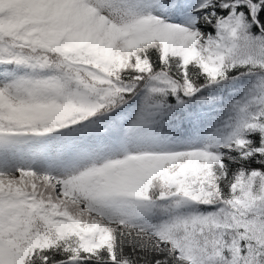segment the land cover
I'll return each instance as SVG.
<instances>
[{
	"label": "snow or ice",
	"instance_id": "snow-or-ice-1",
	"mask_svg": "<svg viewBox=\"0 0 264 264\" xmlns=\"http://www.w3.org/2000/svg\"><path fill=\"white\" fill-rule=\"evenodd\" d=\"M0 264H264V0H0Z\"/></svg>",
	"mask_w": 264,
	"mask_h": 264
}]
</instances>
